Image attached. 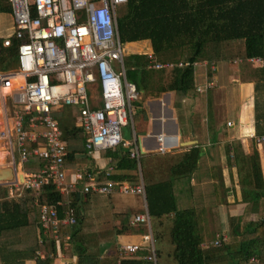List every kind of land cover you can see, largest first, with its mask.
<instances>
[{
  "label": "trees",
  "instance_id": "trees-1",
  "mask_svg": "<svg viewBox=\"0 0 264 264\" xmlns=\"http://www.w3.org/2000/svg\"><path fill=\"white\" fill-rule=\"evenodd\" d=\"M2 2L0 0V11L10 12L9 7H2ZM117 26L123 44L148 41L156 61L162 64L204 61L206 48L212 43L222 44L225 49L240 46L233 54L237 53L243 61L264 57V0H127L117 10ZM5 40H9L8 46L3 45ZM18 44L14 35L0 39V72L16 68ZM230 57L227 55L226 58ZM123 64L127 81L135 85L138 95L144 99L154 98L165 91H173L176 99H182L194 90V68L191 66L172 70L150 69L145 54L125 57ZM243 68L248 79L264 84V66L253 67L244 62ZM159 83L161 86H158ZM138 100L139 97L134 103ZM256 126L257 133H264V124L257 123ZM61 128L67 150L65 167H81V173L92 171L89 165L92 157L84 147L85 133L69 125H61ZM39 143L26 142V147H36ZM102 152V156L110 160L108 164L114 171L126 173L112 174L109 180L136 178L137 163L129 159L128 150L120 148L114 152ZM200 152L198 147L192 146L180 154L167 176L161 169V163L155 165L159 168L155 173H149L142 167L147 211L155 223L153 237L157 264L159 251L156 243L163 236L168 238L171 247L168 258L173 264H254L251 260H257L255 264H264V181L256 155L255 162L248 158L242 163L241 166L245 165V168H241L242 174H239L237 184L232 185V193L235 203L250 204L257 217L243 220L235 215L228 216L227 238L222 240L217 206L220 202L226 203L225 187L221 186L219 190L216 187L215 193L206 198L211 201L214 196L213 201H216L215 207L211 208L210 220L204 206L182 207L178 199L180 196L176 194L179 188L182 193L181 181H188L196 170ZM158 160L163 161L162 157ZM29 163L32 171L42 166L39 160L33 158ZM99 176L103 178V175ZM189 190L193 191L191 188ZM25 193L28 195L25 209L20 213L18 204L8 199V189L0 185V259L5 254L1 248L9 244L5 240L10 239V243H13L10 237L22 232L27 239L30 238L28 251L35 264H54L56 240L61 243L65 237L69 238L66 241L69 249L65 254H75L77 264H105L98 254L89 253L86 245L77 240L81 212L76 197L73 196L69 203L74 210L76 223L72 226L58 225L56 231L53 228L44 231L40 224V207L45 205L56 209L61 219L68 204L60 206L57 203H66L64 201L68 195L60 194L53 185ZM128 217L127 214L123 215L124 219ZM164 219L168 222L164 223ZM159 226L164 231H159ZM27 229H31V233ZM124 229L127 230V227ZM132 230L139 234L145 232L141 226ZM216 235L221 240L219 246L213 245ZM146 254L148 250L143 244L142 249L132 255L121 253L119 264H140L144 262L142 258Z\"/></svg>",
  "mask_w": 264,
  "mask_h": 264
},
{
  "label": "built area",
  "instance_id": "built-area-1",
  "mask_svg": "<svg viewBox=\"0 0 264 264\" xmlns=\"http://www.w3.org/2000/svg\"><path fill=\"white\" fill-rule=\"evenodd\" d=\"M6 2L14 22L13 35L19 44L16 68L0 72V140L7 142L6 152L13 165L12 179L0 185L8 189L10 198L15 193L36 192L45 185H53L62 195L75 193L79 187L83 195L119 194L138 196L145 201V184L139 165L142 148L135 140H125L122 136V129L130 125L133 103L139 97L135 85L126 79L125 44L119 38L117 26V10L127 0ZM3 45L8 46L9 40ZM145 55L150 69L208 65L206 60L162 64L156 61L152 51ZM244 61L253 67L264 66V57ZM61 125L79 128L85 133L84 147L91 157L106 150H128L129 159L137 163L138 182L109 180L114 171L112 166L104 168L101 173L76 171L67 182V150ZM156 140L160 152L172 142L164 134L158 135ZM26 142L40 143L27 148ZM30 158L41 162L40 169L20 172L21 167L31 166ZM57 205L68 207L61 219L56 209L45 205L40 207V224L44 231L51 228L56 231L58 225L76 223L69 202H58ZM129 225L143 226L146 232L140 243L121 246L120 253L132 255L145 244L148 254L143 256L144 262L140 264H157L145 204L143 212L133 216ZM226 238L227 235L221 237L222 240ZM220 242L218 237L213 245L219 246Z\"/></svg>",
  "mask_w": 264,
  "mask_h": 264
},
{
  "label": "crops",
  "instance_id": "crops-1",
  "mask_svg": "<svg viewBox=\"0 0 264 264\" xmlns=\"http://www.w3.org/2000/svg\"><path fill=\"white\" fill-rule=\"evenodd\" d=\"M2 7H9L6 0H3ZM7 13H9L10 23L7 24L5 37L0 39H8L14 33L13 18L10 12ZM141 42L148 46L146 51L138 54L151 51L148 41ZM234 48L236 47L225 49L222 44H209L206 48L205 59L208 65H200L199 67L204 68L201 72L196 70L199 67L194 68V90L182 99H176L173 91L162 92L159 96L150 99L139 96V100L133 104L130 125L122 129V136L125 140H135L136 144L142 148L139 165L144 184L142 167L149 173H155L159 169L155 165L161 163V169L167 176L169 169L173 164H176L180 154L192 146L200 149V159L196 170L188 181H181L182 193L180 194L179 188L176 194H179L181 198L178 199L183 205L182 207H197L198 204L204 206L210 220L211 208L215 207L216 201L215 199L213 201L214 196L211 197V201L206 198L215 193L216 187L218 190L221 186L225 187L226 203L220 202L217 206L218 222L222 232L227 229L228 216L235 215L243 220L257 217L255 212L250 209V204L234 202L232 185H235L240 179L241 168H245V165L241 166L242 163L249 159L255 162L254 156L256 155L264 181V133H257L255 129L257 123L264 124V106L258 105L256 101L257 90H259V95L264 92V84L248 79L243 66L229 64L231 61L226 57L236 52ZM211 67H214V70ZM259 84L262 89H260ZM158 86H161L160 83ZM262 96L264 97V95ZM227 123H231V125L227 126ZM160 134L167 135L172 140L170 146L166 147L163 152L157 150L159 145L156 137ZM102 154L103 152L94 155L89 163L93 170H98L96 172L99 173L110 166L108 164L110 160L104 158ZM161 157L163 161L158 160ZM66 169L69 175L78 171L76 168ZM20 172L27 171L21 167ZM115 173L126 174L113 171V174ZM135 174L137 175V171ZM220 177H222L221 181ZM133 181L135 179L118 182L132 183ZM190 188L193 191H190ZM75 191V193L68 194V198L64 202L70 203L74 196L79 202L80 210L82 202H90L89 198L95 195H83L80 193L79 187H76ZM27 196L25 192H20L15 193L13 198L8 197V199L16 202L19 206V212L23 213ZM107 197L110 200L113 227L116 229L117 239L115 245H104L103 250L93 253L98 254L102 262L107 258H112L115 253L117 257H120L121 246L140 243L146 232L145 230L142 234L135 233L132 229L135 230L138 227H131L128 224L133 216L143 212L141 203L146 205V198L144 201L138 196H130L125 200L123 197L126 198L127 196L119 194ZM234 205H237L238 208H234ZM125 214L131 218L124 219L123 215ZM149 218L151 231L154 234L152 226L154 220L150 216ZM125 227L127 230L124 229ZM27 231L31 233V229H27ZM79 233L77 240L80 236ZM23 234L20 232V234L12 235L10 238L13 243H10V239L5 240L9 244L1 248L5 254L0 259V264H35L28 251L30 238L27 239ZM68 239L65 237L61 240L62 246V242L56 240L54 264H77L75 254H65L69 249V245L66 243ZM79 243L85 245L81 240ZM202 245L205 246V244ZM116 264H119V258Z\"/></svg>",
  "mask_w": 264,
  "mask_h": 264
},
{
  "label": "rangeland",
  "instance_id": "rangeland-1",
  "mask_svg": "<svg viewBox=\"0 0 264 264\" xmlns=\"http://www.w3.org/2000/svg\"><path fill=\"white\" fill-rule=\"evenodd\" d=\"M10 23V17L9 13L0 11V38L5 37L6 27L7 24ZM217 45V44H215ZM220 45V44H219ZM147 44L144 42H135L132 44H125L123 53L125 57L135 55L138 53H142L146 51ZM236 47V46H234ZM240 46H237L234 48V50L238 51ZM213 49V48H212ZM231 63L230 65H236V66H243V63L245 61L239 62L240 57L236 54H231L230 58H227ZM197 71L204 70L203 67L196 68ZM239 72V71H238ZM258 91V97L256 101L264 106V92L260 93ZM10 102V101H9ZM8 102V103H9ZM233 118L232 116H230ZM1 120V119H0ZM2 132V126L0 124V133ZM5 140H0V169L5 168H12V161L10 158V155L6 152V148L8 150V147L6 145ZM17 164V161H15ZM25 171L29 172L32 171V166H24L23 167ZM80 173L83 172V168H76ZM165 174V173H164ZM169 174V173H168ZM69 175V173H68ZM70 176V175H69ZM135 181L132 182V184H135L138 182L139 177L135 176ZM166 179L168 177L165 176ZM164 178V179H165ZM90 202H82L81 207V220L79 221V229H80V236L78 240L82 241L86 247L88 248L89 253H98L100 250H103L106 246H113L115 245V240L117 239V234L115 233V227H113V219L111 215V209H110V200L106 196H98V195H92V197L89 198ZM123 199H128V196L126 198L123 197ZM144 205L143 203H141ZM141 205V206H142ZM234 208H238L237 205H234ZM164 223L168 222L167 220H163ZM129 224V223H128ZM153 230L155 229V223L152 221ZM157 229V228H156ZM159 231H164V228L162 226L158 227ZM222 231V230H221ZM164 233V232H163ZM165 235V234H164ZM223 235H227V229H225V232H223ZM218 235H216L213 239V241L218 240ZM157 244V249L159 251L158 256V264H173L171 259L168 258V254L171 253V247L168 241V238L166 236H163L162 239H160L159 243ZM110 254V253H109ZM113 254V253H112ZM120 256V255H119ZM119 257L116 256V253L112 258H107L106 260H103L105 264H116L117 259ZM252 263H257V260H252Z\"/></svg>",
  "mask_w": 264,
  "mask_h": 264
},
{
  "label": "water",
  "instance_id": "water-1",
  "mask_svg": "<svg viewBox=\"0 0 264 264\" xmlns=\"http://www.w3.org/2000/svg\"><path fill=\"white\" fill-rule=\"evenodd\" d=\"M10 172L9 174H10V177L9 178H0V183H4V182H8V181H10L11 179H12V177H13V172H12V169H10V168H6V169H0V173L2 174V173H4V172Z\"/></svg>",
  "mask_w": 264,
  "mask_h": 264
},
{
  "label": "bare ground",
  "instance_id": "bare-ground-1",
  "mask_svg": "<svg viewBox=\"0 0 264 264\" xmlns=\"http://www.w3.org/2000/svg\"><path fill=\"white\" fill-rule=\"evenodd\" d=\"M175 98V97H174ZM6 169V168H5ZM10 172L8 171V172H4V173H0V178H9L10 177V174H9Z\"/></svg>",
  "mask_w": 264,
  "mask_h": 264
}]
</instances>
